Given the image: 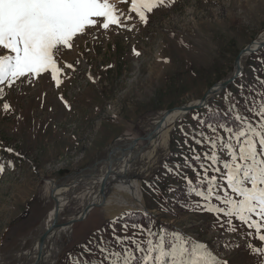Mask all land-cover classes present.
<instances>
[{"label":"rangeland","instance_id":"obj_1","mask_svg":"<svg viewBox=\"0 0 264 264\" xmlns=\"http://www.w3.org/2000/svg\"><path fill=\"white\" fill-rule=\"evenodd\" d=\"M110 2L131 19L125 21L126 27L93 29L72 49L64 50L59 63H71L75 70L62 71L59 86L50 74L33 77L31 82L17 81L12 87L0 85L2 264H15L12 254L41 233L39 227L54 208L49 180L60 184L72 173L106 158L109 144L132 132L142 116L196 103L230 74L241 50L264 30V0H173L146 13L147 23L129 12L131 0ZM243 71L205 108L193 110L176 123L167 157L151 174L140 175L150 213L125 211L109 219L102 203L92 207L71 227L60 229L61 234L66 232L65 241L52 264H108L105 255L122 251L117 236L143 241L146 248L151 237L133 227L143 223L128 222L131 213L150 216L154 232L162 228L205 244L227 264H264V243L254 229L238 218L225 219L200 207L222 205L214 198L204 201L193 190L206 192V178L197 177L206 166L209 176L219 177L220 191L232 195L226 188V175L212 171L204 154L216 151L207 137L219 136L231 144L235 139L218 127L222 123L207 121L217 128L214 133L205 119L222 114L230 120L240 116L258 123L260 118L247 108H256L264 96V48L246 58ZM5 103L10 106L7 111ZM241 124L246 126L247 120L228 126L239 130ZM201 140L203 145L198 143ZM197 155L201 160L195 159ZM104 165L96 169L105 171ZM215 167L223 168V161ZM99 180L87 179L72 195L70 189L61 190L62 223L70 222L86 205L85 193L96 192Z\"/></svg>","mask_w":264,"mask_h":264},{"label":"snow or ice","instance_id":"obj_2","mask_svg":"<svg viewBox=\"0 0 264 264\" xmlns=\"http://www.w3.org/2000/svg\"><path fill=\"white\" fill-rule=\"evenodd\" d=\"M172 2L131 0L129 12L136 13L141 22L147 23L146 13ZM128 19L131 17L121 12L110 0H0V85L12 87L17 81L31 82L33 77L50 74L59 86L61 72L75 70L71 63H59L64 50L72 49L78 39L93 29L108 30L113 25L126 27L125 21ZM135 54L139 55L138 52ZM2 92L3 88H0ZM9 108L5 103L4 109L7 111ZM247 110L252 116L260 118L257 124L254 125L246 117L237 116V123L247 120L246 126L241 124L239 130L226 124L218 125L235 139V144L219 136L207 137L210 148L216 151L206 152L204 158L213 165L212 171L226 175V188L232 195L220 191L219 177L209 176L206 166H202L197 173L198 179L201 176L206 178V192L193 190L204 201L214 198L222 205L206 203L200 207L225 219L238 218L248 229H254L258 240L264 243V96L259 98L256 108ZM205 124L216 132L217 128L212 124L207 121ZM198 143L203 145L204 140ZM195 159L201 160V157L197 155ZM221 161L223 168L215 167ZM2 171L3 165H0ZM185 179L189 185L192 184L190 179ZM123 227L127 229L128 226L125 224ZM133 227L138 228L141 234L147 232L151 237L146 242L147 247L143 241L138 242L133 237L117 236L116 243L122 251L105 255L104 260L108 264H227L219 260L205 244L182 233H167L162 228L154 232L151 226L145 228L144 225ZM126 241L134 248L130 249ZM100 251L106 250L101 248ZM254 251L259 252L260 249ZM84 264H91V261H85Z\"/></svg>","mask_w":264,"mask_h":264},{"label":"bare ground","instance_id":"obj_3","mask_svg":"<svg viewBox=\"0 0 264 264\" xmlns=\"http://www.w3.org/2000/svg\"><path fill=\"white\" fill-rule=\"evenodd\" d=\"M262 42H264V32L256 41L258 44ZM250 53L251 49L245 55L243 63L241 61L239 62L241 71H243L244 62ZM221 90H223L222 87H215L209 96V101L215 99L221 94ZM185 114L186 112L184 111L176 112L165 120L161 118V113L145 116L134 135L119 138L114 146L117 148L116 153L111 158L114 175L106 180L104 184L105 188L102 193H99V191L92 193L91 190H88V192L85 193L86 196H84L85 204H92V207L93 205L100 206L102 203L104 211L109 219L116 218L125 211H146L139 177L140 175L148 176L151 174L160 166V163L164 160L165 156L167 157L170 150L171 133L176 123L182 117H185ZM164 124H166V126H164ZM101 159L102 162H100L99 165L106 164L104 165V169L107 171L108 168H110V160L107 157ZM102 182V177H100L99 187ZM53 184L54 183H52V185ZM71 184V188L67 189L71 190L72 195L76 192L75 190L80 184L78 181L77 183ZM49 185L52 190L54 185ZM57 195L63 196L61 190L58 191ZM97 200H100V202ZM61 203L64 204L62 201ZM51 217L52 213L49 214L42 226L39 227L40 232L45 230ZM75 217L76 216H74V218ZM67 226L71 227V225L66 223L63 227ZM60 229L52 236L49 242L48 253L45 257L48 264L49 262L52 264L54 261L52 259H57L56 254L58 255L61 250V242L65 241L66 232L61 234ZM36 261H38V258Z\"/></svg>","mask_w":264,"mask_h":264},{"label":"water","instance_id":"obj_4","mask_svg":"<svg viewBox=\"0 0 264 264\" xmlns=\"http://www.w3.org/2000/svg\"><path fill=\"white\" fill-rule=\"evenodd\" d=\"M263 32H264V30L260 31L259 34L253 39V41L251 43L247 44L241 50V52L239 53V55L235 59L232 71L230 72V74L226 78L215 83L205 93V95L201 99L197 100L196 103H194V101H192L189 103H185L179 107L164 110L161 112V118L163 120H165L167 117L171 116L172 114H174L176 112H181V111L186 112V114H185V116H186L188 113L192 112L193 110L202 109V108L206 107L211 101H213V100L209 101V96L215 87L220 86L224 90L231 82H233L235 79H237L239 76L242 75V73L244 71L240 70L239 62L241 61L243 63V59H244L245 55L247 54V52L251 49V53H250V55H251L254 51H257V50L263 48V47H261V45L264 44V42L259 43V44L256 43V41L263 34ZM255 46H257V47H255ZM248 57H247V59H248ZM223 90H221L220 93H222ZM153 113H155V112H152L151 114H153ZM144 117L145 116H142L140 118V120L138 121L137 127L132 132L121 134L118 138H116L115 140H113L109 144V146L107 147L106 152H105L106 153L105 155H107V158L110 160V166H109L110 168H108L107 171H100V170L96 169V167L99 166L100 162H102V159L101 160L97 159L93 165L87 166L86 168L82 169L79 172L72 173L70 176H68L64 180V182H62L60 184H57L56 182L49 180L50 183H54V188L52 189V193H51V197L54 200V208L51 212L52 213L51 220H50L49 224L47 225V227L45 228V230H43L41 233L36 234L35 236H32L29 238L30 242L26 248L20 249L15 254L11 253L14 256V261H16L15 264H48L46 262L45 257H46V254L48 253L47 251H48L49 242H50L52 236L60 228H62L65 225V223L61 222V219H62L61 213H62V207L63 206H62L60 198L62 195L61 196L57 195L58 191L64 190L67 188H71V185H72L71 183H77V181L81 185L87 179L93 178V179L98 180L100 177H102L103 182L101 183L100 187H98V190H97V191H99V193H102L103 189L105 188L104 184H105L106 180L109 177H112L114 175L113 174L114 173L113 168H112L113 163H112L111 158L116 153L117 148H115L114 146L116 145L117 140L119 138L130 137V136L134 135L137 132L136 130L140 127V123L142 122ZM164 126H166V124H164ZM91 205H88V204L85 205L75 215L76 217L72 221H70L66 224L72 226L74 223L78 222L80 220V218L85 216V214L87 213L88 210H90L92 207L96 206V205H93L91 207ZM144 212L149 213V210L147 209ZM65 246L63 247V249L65 248ZM37 258H38V261H36ZM0 264H2V261H0Z\"/></svg>","mask_w":264,"mask_h":264},{"label":"trees","instance_id":"obj_5","mask_svg":"<svg viewBox=\"0 0 264 264\" xmlns=\"http://www.w3.org/2000/svg\"><path fill=\"white\" fill-rule=\"evenodd\" d=\"M205 120L213 121V122L215 121L216 123H222L226 125L237 123L236 121H234V119L230 120L229 117L222 115V114H212L208 116ZM127 219H128V222H130L131 224L143 223L144 227L146 228L149 227L150 216L148 215L140 216V214L131 213V215L127 216Z\"/></svg>","mask_w":264,"mask_h":264}]
</instances>
